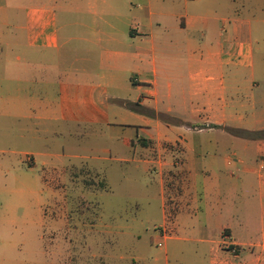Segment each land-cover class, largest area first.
Here are the masks:
<instances>
[{
  "label": "crops",
  "instance_id": "1",
  "mask_svg": "<svg viewBox=\"0 0 264 264\" xmlns=\"http://www.w3.org/2000/svg\"><path fill=\"white\" fill-rule=\"evenodd\" d=\"M235 1L0 0V145H46L50 127L66 131L68 123L79 129L136 130L142 133L137 139L113 140L124 154L135 148L137 162L153 167L163 192L166 171L184 172L172 207L173 233L188 230L212 243L209 264H264V90L255 57L260 35L254 27V43L251 36L244 40L253 31L243 25L250 9L227 12ZM256 4L264 12V0ZM226 22L228 27H220ZM126 102L139 103L155 116ZM244 121L256 133L245 139L254 148V167L246 170L254 175V191L248 194L254 198V218L236 201L226 204L219 197L228 181V191L233 187L234 197L242 198V179L231 182L220 170L239 157L232 161L217 141L191 135L226 132ZM146 142L154 149L141 146ZM151 151L150 157L141 156ZM23 155L45 167L46 158L56 154L40 148ZM16 179L0 194L18 192ZM45 185L43 191L54 196L56 190ZM45 209L43 204V228L66 226L65 217ZM0 211V225L16 223L9 202ZM213 220L220 237L226 233L236 244L235 254L224 241L211 239ZM53 255L59 257L44 250L39 256L45 260L36 262L27 258L31 253L3 249L0 264H55L48 260Z\"/></svg>",
  "mask_w": 264,
  "mask_h": 264
},
{
  "label": "rangeland",
  "instance_id": "2",
  "mask_svg": "<svg viewBox=\"0 0 264 264\" xmlns=\"http://www.w3.org/2000/svg\"><path fill=\"white\" fill-rule=\"evenodd\" d=\"M229 7L227 12L233 7L250 9L243 14V25L253 31L243 38L247 40L251 36L254 43V27L258 29L256 77L264 90V12L257 11L254 0H236L235 6ZM222 26L228 27L229 23L220 24ZM250 124L244 121L238 128H227L226 132L191 135L196 139L217 141L223 145V156L232 161L239 157V162L224 164L220 170L233 178L231 182L236 177V183L240 181L238 178L242 179V198L239 194L234 197L233 187L228 191V181L222 182L219 197L226 204L236 201L243 214L254 218V198L248 195L254 191V175L246 174L247 169L254 167V148L246 145V138L230 131L248 129ZM60 128L50 127L46 145H0V189L14 181L16 174L19 189L15 194H0V210L9 202L16 219V223L0 225L3 233L0 250L22 251L26 256L31 253L34 257L27 258L36 262L43 260L44 257L39 256L42 251H51L59 255L48 258L55 264H209L215 254L212 243L200 241L202 237H194L188 230L177 236L173 233L172 207L176 194L181 191L184 172L166 171L162 177L163 192L158 175L152 172L153 167L137 162L140 154L135 148H127L129 152L124 154L113 140L116 136L137 139L142 133L111 131L103 125L79 129L72 123L66 125V131ZM148 145L154 149L151 142L141 143V146ZM40 148L56 154L46 158L45 167L39 163L33 165L32 156L23 155L26 150L36 152ZM14 150L16 154H12ZM152 154L153 151L141 156L147 158ZM124 156L135 160L125 162L121 159ZM44 182L56 190L54 196L47 189L43 191ZM43 204L46 213L55 218L65 217L66 226L43 228L40 218ZM3 216L0 211V219ZM213 221L216 230L211 239L218 243L223 237L217 231L219 223ZM163 229L167 230L166 238ZM41 232L44 242L40 241ZM224 245L229 250L233 248Z\"/></svg>",
  "mask_w": 264,
  "mask_h": 264
},
{
  "label": "trees",
  "instance_id": "3",
  "mask_svg": "<svg viewBox=\"0 0 264 264\" xmlns=\"http://www.w3.org/2000/svg\"><path fill=\"white\" fill-rule=\"evenodd\" d=\"M126 106L132 110H137L140 112H145L146 114L149 115H153L155 116V112L154 111H146V109L144 107H142V105H140L139 103H132V102H126L125 103ZM232 130V132L240 137H244V138H254L256 136V133L254 131H250L247 129H230V131Z\"/></svg>",
  "mask_w": 264,
  "mask_h": 264
},
{
  "label": "built area",
  "instance_id": "4",
  "mask_svg": "<svg viewBox=\"0 0 264 264\" xmlns=\"http://www.w3.org/2000/svg\"><path fill=\"white\" fill-rule=\"evenodd\" d=\"M167 230L166 229H163V236H164V238H166L167 237ZM223 241H224V243H226V244H228L229 246H231V248H232V250L234 251V252H236L237 251V247H236V244L235 243H233V241H232V239L229 237V235H227L226 233H224L223 234ZM159 245H162L161 243L159 244Z\"/></svg>",
  "mask_w": 264,
  "mask_h": 264
}]
</instances>
